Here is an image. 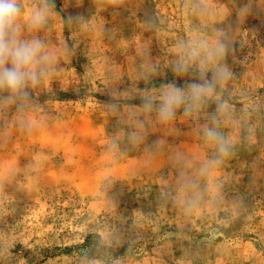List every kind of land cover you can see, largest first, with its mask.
Returning a JSON list of instances; mask_svg holds the SVG:
<instances>
[{
    "label": "rangeland",
    "instance_id": "374dc122",
    "mask_svg": "<svg viewBox=\"0 0 264 264\" xmlns=\"http://www.w3.org/2000/svg\"><path fill=\"white\" fill-rule=\"evenodd\" d=\"M52 2L46 26L19 22L56 53L52 72L23 111L0 102V264H264V0ZM221 37L205 78L215 63L231 75L213 99L167 123L143 109L168 84L203 83ZM89 236L122 256L89 255Z\"/></svg>",
    "mask_w": 264,
    "mask_h": 264
},
{
    "label": "clouds",
    "instance_id": "9594fccd",
    "mask_svg": "<svg viewBox=\"0 0 264 264\" xmlns=\"http://www.w3.org/2000/svg\"><path fill=\"white\" fill-rule=\"evenodd\" d=\"M116 4L120 0H109ZM54 8L52 0H45L42 9L25 15L21 0H0V92H7L8 96L0 102H9L13 99L21 101L19 110L23 111V101L30 100V87L38 86L53 70L56 53L46 50L44 42L38 37L25 41L20 38V20L26 19L30 28L36 29L48 24L49 16ZM201 48L208 49L206 40L198 41ZM229 49L227 37L217 39L215 45L208 52V56L200 66L203 83L193 82L185 86L168 84L157 99L147 96L143 100V109L151 111L155 107L158 119L167 123L175 118L177 111L183 108L184 114L190 115L199 111L208 101L215 97L216 88L223 84L231 75L226 64L215 63L211 69V77L205 78L209 72V65L222 61ZM178 72H186L184 63L177 65ZM228 105L218 104L217 112H228ZM213 119H216L215 114ZM218 122V121H217ZM203 134L208 141L218 145L221 156L229 154V145L226 138L215 127L206 126ZM139 140L140 137L136 136ZM205 168L210 165H205ZM203 170V169H202ZM195 187V181H189Z\"/></svg>",
    "mask_w": 264,
    "mask_h": 264
},
{
    "label": "trees",
    "instance_id": "16d2710c",
    "mask_svg": "<svg viewBox=\"0 0 264 264\" xmlns=\"http://www.w3.org/2000/svg\"><path fill=\"white\" fill-rule=\"evenodd\" d=\"M93 239L97 240V237H95V236L87 237L86 240L84 241L85 243L82 245V248L86 249L87 253L89 255H91V254L100 255V253L102 251L109 250V251L113 252L112 256L109 257L110 259H115L117 257L122 256L120 254L121 249L117 248V250H114V248H112V247H110V248L101 247V244L99 245V242L98 243L97 242L96 243L90 242V241H93Z\"/></svg>",
    "mask_w": 264,
    "mask_h": 264
}]
</instances>
